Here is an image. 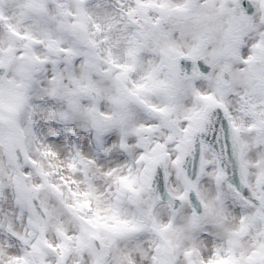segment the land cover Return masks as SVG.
Returning <instances> with one entry per match:
<instances>
[{
  "label": "snow or ice",
  "instance_id": "snow-or-ice-1",
  "mask_svg": "<svg viewBox=\"0 0 264 264\" xmlns=\"http://www.w3.org/2000/svg\"><path fill=\"white\" fill-rule=\"evenodd\" d=\"M0 264H264V0H0Z\"/></svg>",
  "mask_w": 264,
  "mask_h": 264
}]
</instances>
